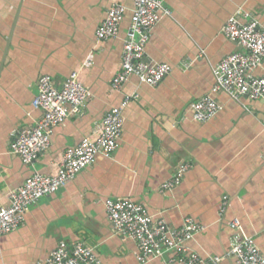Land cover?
<instances>
[{
  "label": "crops",
  "instance_id": "1",
  "mask_svg": "<svg viewBox=\"0 0 264 264\" xmlns=\"http://www.w3.org/2000/svg\"><path fill=\"white\" fill-rule=\"evenodd\" d=\"M113 1L0 0V208L33 174H55L62 153L130 97L116 151L110 158L97 155L64 188L29 207L22 225L0 237V264H44L59 242L93 248L102 264H162L167 255L139 262L137 244L113 233L106 199L130 200L173 228L186 218L204 226L186 243L203 259L223 257L242 236L264 257V96L233 100L212 92L213 69L226 56L245 53L223 36L226 21L240 11L241 23L255 20L264 31V0H165L170 16L153 29L144 62L167 64L170 74L156 87L131 77L119 91L111 82L120 68L131 0H122L126 14L118 37L95 40ZM90 53L92 65L81 69ZM74 71L91 93L82 114L54 128L49 150L24 164L10 145L42 116L32 106L40 78L49 76L60 88ZM262 74L264 61L254 71ZM205 97L221 110L199 123L189 107ZM181 163L190 164L181 184L161 192Z\"/></svg>",
  "mask_w": 264,
  "mask_h": 264
},
{
  "label": "built area",
  "instance_id": "2",
  "mask_svg": "<svg viewBox=\"0 0 264 264\" xmlns=\"http://www.w3.org/2000/svg\"><path fill=\"white\" fill-rule=\"evenodd\" d=\"M165 0H131L132 14L123 42L120 68L111 82L113 91L121 90L131 77H136L149 87L158 86L171 72L167 64L145 63L144 47L151 33L163 16L170 12L163 8ZM126 14L122 0H114L106 10L105 18L95 32L97 43L115 39ZM241 12L231 16L225 23L222 34L245 53L226 56L214 69L213 93L223 92L233 100L248 98L257 100L264 96V74L255 76L254 71L264 61V31L258 22L239 21ZM94 54L90 53L81 69L92 65ZM91 93L79 81V72L74 71L60 88L54 86L49 76L39 80L37 95L32 102L42 112L33 128L18 132L12 137L10 153L26 164L49 150L53 129L69 117L82 114ZM130 101L125 97L118 107L111 108L101 122L93 128L89 137L76 146L67 148L57 164L53 175L33 174L20 187L8 194L9 205L0 208V237L17 230L24 221L29 207L41 198L64 188L82 170L90 167L97 155L110 158L119 145L122 133V110ZM193 119L206 123L216 117L221 106L209 97L190 105ZM190 164L181 163L170 180L161 187V192L178 187ZM104 208L115 235L137 244L138 261L145 263L152 258H168L162 264H220L225 259L234 264H264L254 241L250 237L234 238L223 257L203 259L190 251L187 242L204 232V226L186 218L180 228H173L163 218H154L143 206L126 199H106ZM233 226L240 230L239 223ZM44 264H102L93 248L82 243L59 242L44 261Z\"/></svg>",
  "mask_w": 264,
  "mask_h": 264
}]
</instances>
